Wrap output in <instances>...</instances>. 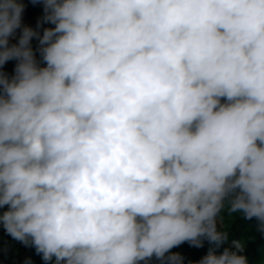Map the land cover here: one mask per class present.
I'll list each match as a JSON object with an SVG mask.
<instances>
[{"label": "clouds", "instance_id": "clouds-1", "mask_svg": "<svg viewBox=\"0 0 264 264\" xmlns=\"http://www.w3.org/2000/svg\"><path fill=\"white\" fill-rule=\"evenodd\" d=\"M36 2V0H33ZM0 0V226L55 264H183L222 213L264 232V0ZM236 251L198 264H247Z\"/></svg>", "mask_w": 264, "mask_h": 264}, {"label": "trees", "instance_id": "trees-1", "mask_svg": "<svg viewBox=\"0 0 264 264\" xmlns=\"http://www.w3.org/2000/svg\"><path fill=\"white\" fill-rule=\"evenodd\" d=\"M24 11L31 16L35 23L39 24L40 17L45 14L43 0H36V2L31 0ZM6 65H13V61H8ZM0 72L7 75L9 79L15 75V70ZM4 210H6V208L0 209V213ZM223 230H226L229 233V239L223 244V247L228 248L231 251H236L232 241H244V250L243 252L238 253L239 255L247 257L264 242V232L259 230V221L255 218L251 220L244 219L242 213L230 226H227ZM210 251H212L210 242L206 238H202L201 247H196L186 241L181 245L172 248L168 254L178 253L183 259V264H198V262L204 256L208 255ZM0 264H55V261L52 260L45 262L42 258V253L38 254L34 246H25L22 243L13 240L4 231L3 227L0 226ZM151 264H161V261L157 260Z\"/></svg>", "mask_w": 264, "mask_h": 264}, {"label": "rangeland", "instance_id": "rangeland-1", "mask_svg": "<svg viewBox=\"0 0 264 264\" xmlns=\"http://www.w3.org/2000/svg\"><path fill=\"white\" fill-rule=\"evenodd\" d=\"M31 0H18V2L24 4V10L28 7L29 3ZM45 15V14H44ZM44 15H42L40 17V23L38 24V30L40 32V34L43 36V32L46 28H52L54 27L53 24L51 23H47L44 22L43 17ZM33 50L35 59L38 63V65L40 66H46L43 58L41 56V52H40V48L42 47L40 42H36L34 45L30 46ZM13 61V65H3L0 66V71H4V72H9V71H13L16 68V64L18 63L17 60H12ZM241 213H237V214H232L231 217H229V214L227 213V211H224L222 213V221H223V225H221L218 222V230L224 231L223 229L226 228L227 226H230L233 221L240 215ZM210 245L212 246V251L214 254L219 255L222 254V252L224 251L223 244L217 246L215 243L210 242ZM254 253V254H253ZM250 255H248L247 258V264H264V242L261 243L259 245V247ZM169 255V254H166ZM158 259H156L155 257H153L150 261L149 264L157 261ZM141 264H143V262H141Z\"/></svg>", "mask_w": 264, "mask_h": 264}, {"label": "built area", "instance_id": "built-area-1", "mask_svg": "<svg viewBox=\"0 0 264 264\" xmlns=\"http://www.w3.org/2000/svg\"><path fill=\"white\" fill-rule=\"evenodd\" d=\"M24 27H30L39 34L38 36H34L31 39L30 46L34 45L36 42H40V37H42V35L38 30L37 24L33 21V19L29 14L23 11L22 19H21V27L16 29L14 34L9 37V46H12L13 44H18V41L22 35V30Z\"/></svg>", "mask_w": 264, "mask_h": 264}, {"label": "crops", "instance_id": "crops-1", "mask_svg": "<svg viewBox=\"0 0 264 264\" xmlns=\"http://www.w3.org/2000/svg\"><path fill=\"white\" fill-rule=\"evenodd\" d=\"M37 24V26H38V23H36Z\"/></svg>", "mask_w": 264, "mask_h": 264}]
</instances>
